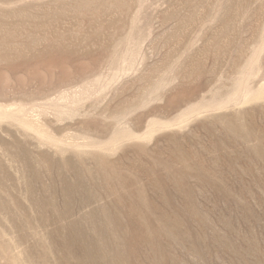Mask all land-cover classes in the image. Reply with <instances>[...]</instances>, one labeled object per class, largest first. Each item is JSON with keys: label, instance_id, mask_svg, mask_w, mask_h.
<instances>
[{"label": "rangeland", "instance_id": "1", "mask_svg": "<svg viewBox=\"0 0 264 264\" xmlns=\"http://www.w3.org/2000/svg\"><path fill=\"white\" fill-rule=\"evenodd\" d=\"M263 105L264 0H0V264H58L64 250L36 202L61 200L46 188L58 170L115 160L133 179L171 149L213 176L188 171L205 224L190 222L173 264H264V161L242 155L231 168L237 148L222 130L225 116Z\"/></svg>", "mask_w": 264, "mask_h": 264}, {"label": "bare ground", "instance_id": "2", "mask_svg": "<svg viewBox=\"0 0 264 264\" xmlns=\"http://www.w3.org/2000/svg\"><path fill=\"white\" fill-rule=\"evenodd\" d=\"M254 113L262 117V123L254 119ZM225 119H227V124L222 130L224 132L229 131L228 133H231V135L229 136L230 139L225 140L224 143H230L237 148L234 156L228 158L231 168L236 163L246 164L242 161V155L249 159L254 156H256V159L261 157L264 161V105L252 110H245L240 114L238 113V115L230 114L225 116ZM257 129H261V133H256L255 130ZM223 131L222 133H224ZM215 142L212 144L216 145L218 143L217 141ZM248 143H253L252 148L246 145ZM222 145L219 144V146L223 147ZM192 152L187 151L185 158V154L180 152L181 155L178 154L176 156L171 149L168 152L167 159H162L160 158L161 152L157 151L156 155H154L155 157L144 158L142 162L148 165L141 164L137 168V174H135L133 179L122 171L121 164L119 162L116 163L115 160L98 159L92 163L93 167H87L86 165L90 163L86 160L78 162V166H72L69 160L67 162H65L66 160L64 162L59 161L57 166L62 164L63 167L68 169L72 166L71 171H69L71 173L68 174L61 168L59 174L57 173L60 170L57 171V175L50 177L49 186L46 187L45 185V187H49L52 196L62 192V195L60 194L61 200L57 201L56 198L52 197L51 199L45 195L36 201L39 207L48 208L46 212L49 213V221L54 226L53 231L49 232V238L55 242L57 240L64 250V254H60L62 256L58 258V264L176 263L175 256L173 257L171 252L185 244L187 239L185 234L193 233L190 228V222L195 220L202 227L205 224L198 211L196 198L198 194L196 196L194 194L196 190L193 193L188 186L184 185L187 174H189L188 171L191 168L196 169L197 175L204 183H211V179H213V176L210 175L212 171L208 173L206 164H202L197 159L196 163L192 159L194 163L190 159ZM222 156L227 155L222 152ZM43 163L46 164V162ZM43 163L41 162L42 165ZM176 163L179 164V167L175 165ZM214 166L216 167V164ZM249 168L245 169V173L253 176L252 167ZM160 169H163L162 173L159 172ZM230 170L229 168L227 169L229 174H231ZM143 175L152 177H150L151 179L149 178L150 180L148 179L147 183H141L140 178ZM243 175L239 174L237 176L239 183L244 181ZM58 180H60L59 186L56 185ZM197 181L199 180L197 179ZM167 185H170L174 192H183L185 194L187 200L184 204L188 207L187 216L180 214L175 208L174 199L166 192ZM125 189L127 190L126 195L123 194ZM224 190V195H228L230 190ZM149 191L160 193L158 194L160 201L158 199V201L155 200V194L150 195ZM238 192L243 197L246 194V190L242 188H239ZM49 196L51 197V195ZM244 207H247V205L244 204ZM84 209H87V211H83ZM184 214L186 215V212ZM183 222H185V225L182 231V229L180 230V224ZM200 233L203 238L204 232ZM142 247L145 249L144 256L140 255ZM194 247L196 248V244H194ZM26 263L34 264L32 261ZM37 264L40 263L38 262ZM43 264L45 263L43 262Z\"/></svg>", "mask_w": 264, "mask_h": 264}]
</instances>
